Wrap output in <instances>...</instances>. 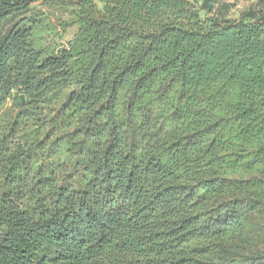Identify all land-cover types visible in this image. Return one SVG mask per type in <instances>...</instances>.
Returning a JSON list of instances; mask_svg holds the SVG:
<instances>
[{
	"label": "trees",
	"instance_id": "16d2710c",
	"mask_svg": "<svg viewBox=\"0 0 264 264\" xmlns=\"http://www.w3.org/2000/svg\"><path fill=\"white\" fill-rule=\"evenodd\" d=\"M40 1L53 0H0V107H26L74 71L80 118L59 143L68 161H87L85 188L7 175L13 188L37 184L0 193V264H264L241 254L251 216L264 214V11L72 0L77 34L44 58L34 16L17 19Z\"/></svg>",
	"mask_w": 264,
	"mask_h": 264
},
{
	"label": "rangeland",
	"instance_id": "374dc122",
	"mask_svg": "<svg viewBox=\"0 0 264 264\" xmlns=\"http://www.w3.org/2000/svg\"><path fill=\"white\" fill-rule=\"evenodd\" d=\"M57 1L61 0H53L50 5L43 1L33 4L36 20L26 24L27 27H32V39L44 58L58 56L69 49L68 43L75 38L78 31V26L72 25L75 16L70 18V22L65 23L69 19H66L64 7H61V3L57 5ZM227 1L229 2L227 8H221L215 3L213 14L220 13L224 18L239 19L253 1L259 10L264 11V0ZM197 5L201 6L200 3ZM201 15L203 18L209 16L206 11H201ZM73 74L74 71L72 76L70 75L61 85L38 95L29 96L26 107H21L16 98L12 99V102L10 100V104L0 107L1 194L9 192L16 194L33 189L37 183L29 180L31 178L28 179L30 181L28 186L23 183L20 188H13L7 175L10 177L26 175L37 170L40 173L45 171L56 175L59 185L71 191L80 193L84 190L87 161L83 160L80 164L75 159L68 161L65 157V149L59 143L74 130L80 118V115L74 114L72 107L69 106L71 95L76 91L74 84L76 77ZM33 101L40 103L38 108L32 104ZM23 153L25 155H22ZM15 157H18L23 165L18 170H9L11 160ZM20 203L29 206V197L22 198ZM246 239L247 246L241 254L252 257L254 254L264 253V214L256 213L251 216L246 228Z\"/></svg>",
	"mask_w": 264,
	"mask_h": 264
},
{
	"label": "crops",
	"instance_id": "0c3cea01",
	"mask_svg": "<svg viewBox=\"0 0 264 264\" xmlns=\"http://www.w3.org/2000/svg\"><path fill=\"white\" fill-rule=\"evenodd\" d=\"M55 1V0H54ZM57 3V5H59L60 3H61V7H64V9H65V15H67V18L66 19H69L68 21H64L65 23H67V22H70V20L74 17V10H75V7L72 5V0H64V2L61 0V1H57L56 2ZM51 4V2H49L48 3V5H50ZM58 7H60V6H58ZM33 7L31 6L30 7V11L27 13V14H25V15H23V16H19L17 19H20L21 17H25V16H27V17H29V18H32L33 16H37V15H34V14H36L35 13V10H33L32 9ZM46 9H44V11H45ZM70 13H72V14H70ZM73 16V17H72ZM72 17V18H71ZM35 18V17H34ZM71 18V19H70ZM36 19V18H35ZM65 19V20H66ZM74 26V25H73Z\"/></svg>",
	"mask_w": 264,
	"mask_h": 264
},
{
	"label": "water",
	"instance_id": "95a60500",
	"mask_svg": "<svg viewBox=\"0 0 264 264\" xmlns=\"http://www.w3.org/2000/svg\"><path fill=\"white\" fill-rule=\"evenodd\" d=\"M22 101L25 102V96L24 95H22Z\"/></svg>",
	"mask_w": 264,
	"mask_h": 264
}]
</instances>
